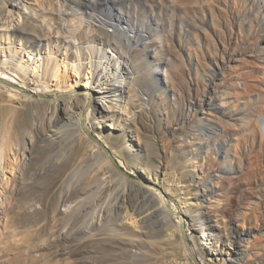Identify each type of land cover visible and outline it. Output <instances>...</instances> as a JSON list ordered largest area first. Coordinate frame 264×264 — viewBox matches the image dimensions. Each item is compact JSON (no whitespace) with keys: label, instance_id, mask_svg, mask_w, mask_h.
Instances as JSON below:
<instances>
[{"label":"rangeland","instance_id":"obj_1","mask_svg":"<svg viewBox=\"0 0 264 264\" xmlns=\"http://www.w3.org/2000/svg\"><path fill=\"white\" fill-rule=\"evenodd\" d=\"M243 1L244 6L232 0L226 7L208 0H93V5L85 6L94 10L90 19L97 34L135 56L130 57L137 79L136 97L131 99L134 114L122 119L115 111L111 116L138 138V156L131 158L120 138H111L108 143L116 162L136 184L144 180L143 175L151 178L161 173L162 189L178 206L204 197L203 206L193 212L198 222L208 218L218 226L219 236L232 243L233 251L238 246L246 254L244 264H264V0ZM123 15L142 25L138 37L146 35L150 42L154 38L163 51L158 56L170 70L169 109L159 105L158 92L146 79L144 57L139 55L142 45L129 50L124 36L112 29L111 24ZM59 17L53 21L62 29L67 22ZM72 21L77 26V20ZM23 27L27 42L48 32L42 17L26 18ZM233 61L237 68L223 76L224 64L233 66ZM59 93L54 90L49 96ZM88 95L90 104L84 106L88 108L79 106L83 116L95 103ZM39 106L29 107L27 101L0 90V144L3 129L10 124L21 151L18 161L10 157L0 164V264L202 263L199 254L191 252L198 247L192 222L181 208H175L178 212L172 216L181 222L172 236L166 214L150 194L138 195L149 206L150 218L136 230V239L145 244L133 250L124 247L117 235L123 185L109 187L93 178L100 157L86 154L85 138L95 140L100 135L90 121L82 129L74 120L41 127ZM201 128L208 134H199ZM30 136L34 144L27 142ZM194 153L197 165L187 162ZM81 158L85 162L65 179L63 191L49 199L51 208L65 211L66 206L58 203L62 194L85 192L79 208L65 219L67 230L57 239L51 226L45 229L42 206L49 192L47 181ZM101 210L109 213L99 222ZM249 230L258 233L248 234ZM257 239L263 243L258 245Z\"/></svg>","mask_w":264,"mask_h":264},{"label":"bare ground","instance_id":"obj_2","mask_svg":"<svg viewBox=\"0 0 264 264\" xmlns=\"http://www.w3.org/2000/svg\"><path fill=\"white\" fill-rule=\"evenodd\" d=\"M132 1L130 0V3ZM189 1L191 0H180L183 3ZM208 1L219 2L226 7L232 3V0ZM237 1L241 6H244L242 5L243 0ZM92 2L93 0H77L75 3L70 0H0L1 92L6 90L13 99L27 101L29 107L40 105L41 121L39 120L38 124L41 127H46V124L51 123L57 125L67 120H74L75 125L84 128H86L88 121L92 123L91 126L96 129L100 139L85 138L86 154L99 156L101 161L93 178L98 179L106 186L123 185L124 193L120 197L121 199L119 198L120 204L117 208L119 210L117 220L120 223L117 228V235L119 242L124 247L133 250L138 249L142 244V241L140 242L142 239H136L138 236L136 230L145 227L150 215L149 212L147 213L149 206L145 207L138 195L141 194L142 197H146L150 194L160 203L161 210L166 214V219L169 221L167 229L171 230L172 236L175 235L181 222L180 219L175 220L172 216V213L178 212L175 208H181L184 217L192 222V227L197 232L198 247H192L191 252L199 254L202 261L199 264H244L246 254L242 253L238 246L233 251L234 248L230 246L232 243L230 242L229 245L225 237L219 236L220 229L218 226L214 225L208 218L198 222V217L193 212L196 208L200 210L203 206L202 199L204 200V197H196L193 203L185 201L183 207L178 206L174 198L162 189L164 183L161 179V173H155L151 178L143 175L144 180L136 184L138 181L130 176L123 169L124 167L122 168L121 162L118 164L114 159L108 143L111 138H120L121 144L125 146L131 158L138 156V138L129 135L120 126L122 122L117 120L115 115L111 116L115 111L119 112L122 119L134 114L131 99L136 97L137 79L136 68L130 57L134 58L135 56H132L130 52L126 54L125 51L124 54L116 45H112L104 37L97 34V28L91 21L95 16L94 10H89L85 6L86 4L93 5ZM230 10L232 9L230 8ZM57 16L67 22L62 29L55 26L53 21ZM29 17L44 18L48 29V32L40 34L34 42L24 40L26 36L23 23ZM75 19L78 23L76 22L77 26L74 27L72 23L75 21L72 20ZM117 20V23L111 24L113 31L124 36V42L129 50H135L142 45L139 55L144 57L146 79L151 86L156 88L159 105L169 109L170 103L167 97L170 70L165 67L162 56H158L160 47L157 49L154 38L150 42L145 40L146 35L139 34V37L137 36L138 28L142 26L139 23H131L126 15L118 17ZM125 20L126 23H124ZM82 27L84 28L82 29ZM248 36L251 37V35ZM237 62H239L238 59ZM236 63L233 66L224 64L223 76L226 73L232 74L233 69L237 68ZM86 69L87 74L84 77ZM241 74L239 77L242 76ZM243 82L246 84L248 81L246 82L243 78ZM54 90H59L61 93L53 97L49 96ZM88 94L92 95V101L95 103L90 105L92 108L87 111L86 116H83L84 112L79 106L84 107L89 103ZM209 106L206 110L210 109ZM86 108L88 106L84 107V109ZM15 118L19 121L17 115ZM9 125L3 129V138L0 144V164L10 157L14 161H18L21 155L17 134ZM86 130L88 131V129ZM50 131L48 129L47 132L50 133ZM79 131L82 132V130ZM51 135H53L52 132ZM34 136H30L29 141H27L29 144H34ZM194 154L188 156L187 162L197 165V154ZM84 162V158L73 159L64 166L58 175L47 181L49 192L47 191V200L43 202L42 206V211L47 215L45 229L51 226L52 234L57 239L67 230L65 219L79 208L85 192L62 194L58 203L66 206L65 211L57 206L51 208L49 199L63 191L65 179L71 177L70 175ZM14 169H17V166H12V170ZM111 194L109 195L111 196ZM99 213L98 220L102 222L108 216L109 211L101 210ZM196 225L198 227L194 228ZM247 233L258 232L249 230ZM262 243V240L257 239L258 245ZM144 244L143 241L142 245ZM71 250L68 249L67 251L71 252Z\"/></svg>","mask_w":264,"mask_h":264},{"label":"water","instance_id":"obj_3","mask_svg":"<svg viewBox=\"0 0 264 264\" xmlns=\"http://www.w3.org/2000/svg\"><path fill=\"white\" fill-rule=\"evenodd\" d=\"M197 132L199 134H201V135L208 134V131L204 130L203 128L197 129ZM177 214L182 218V215L180 213H177ZM182 222H184L183 219H182ZM183 232H184V225H183ZM184 239H185V242H186L187 247L190 248V244H189L188 239H187V237L185 235H184Z\"/></svg>","mask_w":264,"mask_h":264}]
</instances>
